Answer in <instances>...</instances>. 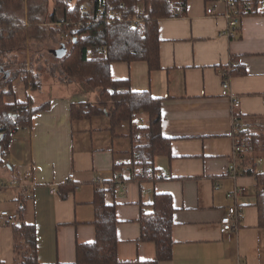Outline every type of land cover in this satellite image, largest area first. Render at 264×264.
<instances>
[{
    "label": "crops",
    "instance_id": "obj_1",
    "mask_svg": "<svg viewBox=\"0 0 264 264\" xmlns=\"http://www.w3.org/2000/svg\"><path fill=\"white\" fill-rule=\"evenodd\" d=\"M226 11L221 0H188L184 16L158 24L160 70L149 72L144 62L110 66L112 79H128L132 91L162 101L161 132L171 140V158L154 159L156 180L128 181L135 172L124 164L131 162L129 135L136 122L122 123L112 133L107 108L91 120H71L70 104L87 103L86 96L51 98L30 128L15 132L0 163V184L32 171L23 221L35 229L36 264H76V245L95 240L94 184L115 176L122 183L116 178L119 183L104 199L115 205L120 261L154 260V244L140 241V209H147L154 195H168L174 209L172 257L159 264H264L256 179L244 173L250 165L256 174L264 172L258 167L264 164V137L257 148L250 146L253 153L240 163L239 177L227 175L234 123L248 134H264V16L242 17L230 38ZM232 63L240 75L227 76L228 91L240 100L237 109L221 96ZM114 161L121 166L115 168ZM236 186L245 193L229 199ZM16 198L15 191L0 193V209L14 222ZM229 207L241 211L240 221L236 230L223 233L219 222ZM20 243L12 226L0 227V264H15Z\"/></svg>",
    "mask_w": 264,
    "mask_h": 264
},
{
    "label": "trees",
    "instance_id": "obj_2",
    "mask_svg": "<svg viewBox=\"0 0 264 264\" xmlns=\"http://www.w3.org/2000/svg\"><path fill=\"white\" fill-rule=\"evenodd\" d=\"M52 1V9L47 17L42 6H28L27 16L22 18L23 0H0V75L9 61H16L17 54L26 47H32L42 35H57V50L64 48L65 52L61 57L54 51L50 54L57 62L61 80L66 85L81 81L88 89L98 92V103L112 104L108 114L112 133L122 123L131 125L144 119L142 125L130 131L131 161L135 174L128 181H136L141 176L143 179L156 180V173L152 168L154 159L171 158V140L164 138L161 132L162 101L154 98L150 92L132 91L128 79H112L110 66L113 63L144 62L149 72L160 70L158 24L163 19L184 16L188 0ZM234 4L242 17L264 16V0H234ZM101 8L114 11L119 17L112 18L106 13H100ZM42 17L46 18L49 27L42 26ZM73 24L77 27L73 28ZM65 34L67 38L64 37ZM237 67H229L224 76L240 75ZM21 72L23 73L8 77L5 81L7 90L0 92V163L11 142L9 133L30 128L33 117L50 106L49 102L35 106L29 93L41 88L38 77L33 70L21 69ZM19 77L26 92L24 101L16 98L13 87ZM6 97H11L13 102L6 103ZM69 114L72 121H88L104 114V109L76 102L70 104ZM235 118L239 120V115L235 114ZM242 136L255 149L263 142L264 134H248L246 127L242 126ZM244 173L256 179L258 221L259 227L264 228V172L256 174L255 165H250ZM116 178L119 179L115 176L94 184L92 205L95 240L93 244L76 245L75 263L159 264L171 260L174 209L168 195H154L148 208L144 209L142 206L140 209V241L154 244V260L123 262L118 259L115 205H107L104 199L105 194L112 192L117 186ZM25 202V197L17 196L16 220L11 225L21 240L15 247V264H36L35 229L23 221Z\"/></svg>",
    "mask_w": 264,
    "mask_h": 264
},
{
    "label": "rangeland",
    "instance_id": "obj_3",
    "mask_svg": "<svg viewBox=\"0 0 264 264\" xmlns=\"http://www.w3.org/2000/svg\"><path fill=\"white\" fill-rule=\"evenodd\" d=\"M23 9L21 11L22 18H26L28 6L37 7L42 6L47 14L51 12L53 1L52 0H23ZM42 17V26L49 27L46 18ZM42 35V34H41ZM58 36L46 33L36 41L32 47H26L24 51L20 52L16 61L8 62L3 68V72L0 75V92L7 90L5 81L8 77H13L15 73H23L22 70H33L37 75L40 82V89L32 92L35 106H40L48 102L51 98L58 96H65L68 99H73L74 96L83 95L87 98V103L98 108H107L109 111L112 108V104H100L98 103V92L88 89L81 81L66 85L61 80V75L57 69V62L51 57L50 52L57 51ZM56 42V43H55ZM50 54V55H49ZM11 60V59H10ZM21 77V76H20ZM17 79L14 82V91L18 100H25V90L21 84V80ZM6 103L13 102L10 97L5 98ZM144 119L141 118L136 121V124L142 125ZM261 149V148H260ZM264 149V148H263ZM262 150V149H261ZM259 169H264V164L258 166Z\"/></svg>",
    "mask_w": 264,
    "mask_h": 264
},
{
    "label": "built area",
    "instance_id": "obj_4",
    "mask_svg": "<svg viewBox=\"0 0 264 264\" xmlns=\"http://www.w3.org/2000/svg\"><path fill=\"white\" fill-rule=\"evenodd\" d=\"M226 5V13H225V19L227 21V30L225 31V34L233 38L235 36V31L237 30L238 26L240 25L242 16L240 14V11L236 8L234 4V0H221ZM100 13H106L107 16L116 18L119 17V14L111 11L106 10L105 8L100 9ZM207 14H212V10L208 9ZM73 28H76L74 24L72 25ZM65 38H67V35H64ZM236 66L235 63H232L230 65V68H234ZM229 78H222L221 83V96L224 98H227L231 103L232 107L234 109H237L240 106V100L231 94L229 91ZM17 130L11 131L9 133V137L12 138ZM232 138V161L227 167V175L235 180L239 177L240 173V163L247 159L248 156L252 155V149L248 142H246L243 139L242 136V126L238 123H234L233 126V132L231 135ZM260 162V161H259ZM115 165H120L119 161H114ZM124 166H126L130 172H133L135 169L132 165V161L125 163ZM137 172V170H136ZM74 178L73 174H70L68 176L69 180H72ZM96 182L101 183L100 180H97ZM34 187L33 183V175L31 170H27L24 173L20 174L18 178L12 179L8 182H3L0 184V193L3 191H15L17 196H23L28 198L31 194L30 191ZM76 188V186H75ZM51 193H55V189H51ZM245 193L244 187L236 186V188L231 192L227 194V197L229 199L236 200L237 198L241 197ZM241 211L236 207H229L226 209L225 214L220 219V227L221 231L223 233L232 232L237 229V225L240 221ZM13 223V216L8 210H2L0 209V227L2 226H11Z\"/></svg>",
    "mask_w": 264,
    "mask_h": 264
},
{
    "label": "water",
    "instance_id": "obj_5",
    "mask_svg": "<svg viewBox=\"0 0 264 264\" xmlns=\"http://www.w3.org/2000/svg\"><path fill=\"white\" fill-rule=\"evenodd\" d=\"M64 52H65V49H64V48H60L59 50H57V51L55 52V54H56L58 57H61V56H63Z\"/></svg>",
    "mask_w": 264,
    "mask_h": 264
}]
</instances>
